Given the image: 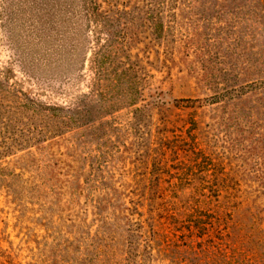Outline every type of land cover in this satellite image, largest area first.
<instances>
[{
	"label": "rangeland",
	"instance_id": "1",
	"mask_svg": "<svg viewBox=\"0 0 264 264\" xmlns=\"http://www.w3.org/2000/svg\"><path fill=\"white\" fill-rule=\"evenodd\" d=\"M108 2L121 26L84 31L77 81L41 100L87 93L89 61L120 32L138 100L38 138L29 112L0 109V264H264V88L244 91L241 126L227 94L264 80L252 0ZM15 53L0 24V68ZM13 69L12 87L39 93Z\"/></svg>",
	"mask_w": 264,
	"mask_h": 264
},
{
	"label": "trees",
	"instance_id": "2",
	"mask_svg": "<svg viewBox=\"0 0 264 264\" xmlns=\"http://www.w3.org/2000/svg\"><path fill=\"white\" fill-rule=\"evenodd\" d=\"M102 1L109 7H103L99 0H0V24L6 28L7 38L10 44L15 46V54L18 57L16 61L10 62V67L0 68V109H13V114H18L16 122L20 121L24 113L29 112L38 126L44 124L42 129L35 126L34 129L39 132L34 138L43 133L56 136L77 125L91 127L94 124L93 118L110 114L118 107L117 100L127 99L131 105L138 100L136 93L139 91V82L136 67L131 65L124 68L121 67L123 61H115L121 55L122 47L114 45L113 42L125 39L122 32L111 41L108 39L110 44L106 51L94 53L93 60L89 61L92 77L89 78L87 93L69 96L70 102L66 105L48 104L41 100V96L45 94L52 96L56 93L52 82L58 80L61 84L65 81L69 84L71 81H77L75 74L82 72V67L87 63L79 60L80 51L84 47V41L81 39L84 31L93 26L101 30L106 29L112 34V28L121 26L111 18L114 10L108 0ZM252 2L258 11L260 23L264 22V0ZM122 24V27H125V24ZM157 29L163 32L164 26L157 25ZM257 54L261 61H256L260 62V68L257 66L256 71L263 73V51ZM15 63L21 65V71L26 75L25 81L30 83L37 80L40 84L39 93L24 91L18 82L14 87L9 84L15 76ZM235 77L239 78V75L235 74ZM125 82L131 84V88L126 94H122L120 99L117 95L124 91L118 87L123 86ZM43 83L48 84L49 90L42 87ZM263 86L264 80H257L227 90L230 95L229 104L234 101L232 113L237 125L241 126L242 118H247L248 112L241 100L244 91L264 88ZM248 116V121H251V116ZM1 117L4 116L0 113ZM8 117L10 119L11 113ZM34 124V121L30 123L32 126Z\"/></svg>",
	"mask_w": 264,
	"mask_h": 264
}]
</instances>
